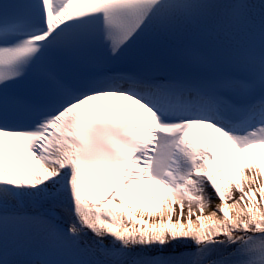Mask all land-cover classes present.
I'll return each instance as SVG.
<instances>
[{
  "label": "snow or ice",
  "instance_id": "6c2138e0",
  "mask_svg": "<svg viewBox=\"0 0 264 264\" xmlns=\"http://www.w3.org/2000/svg\"><path fill=\"white\" fill-rule=\"evenodd\" d=\"M0 264H264V0H0Z\"/></svg>",
  "mask_w": 264,
  "mask_h": 264
},
{
  "label": "bare ground",
  "instance_id": "6f19581e",
  "mask_svg": "<svg viewBox=\"0 0 264 264\" xmlns=\"http://www.w3.org/2000/svg\"><path fill=\"white\" fill-rule=\"evenodd\" d=\"M16 155L17 154H11V156H9V158L12 162L17 163V164L21 165L22 167H31L33 170H35V163H34L33 157L30 154L23 153V154H21V156L19 157L18 160L16 158ZM238 163H239V159H238L236 165ZM157 188H159L158 185H145V186H143V188L140 191L141 198L144 201H147L148 199H150L151 192L156 190ZM160 194L163 195L162 189L160 190Z\"/></svg>",
  "mask_w": 264,
  "mask_h": 264
}]
</instances>
